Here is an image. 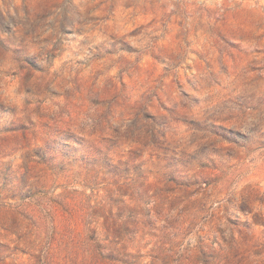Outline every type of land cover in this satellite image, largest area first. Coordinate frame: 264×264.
I'll use <instances>...</instances> for the list:
<instances>
[{
	"label": "rangeland",
	"instance_id": "1",
	"mask_svg": "<svg viewBox=\"0 0 264 264\" xmlns=\"http://www.w3.org/2000/svg\"><path fill=\"white\" fill-rule=\"evenodd\" d=\"M0 264H264V0H0Z\"/></svg>",
	"mask_w": 264,
	"mask_h": 264
}]
</instances>
